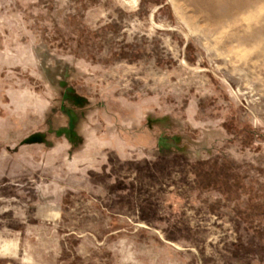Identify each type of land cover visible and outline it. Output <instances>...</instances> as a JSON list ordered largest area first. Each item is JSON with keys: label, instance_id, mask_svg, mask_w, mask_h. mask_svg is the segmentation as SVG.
Wrapping results in <instances>:
<instances>
[{"label": "rangeland", "instance_id": "rangeland-1", "mask_svg": "<svg viewBox=\"0 0 264 264\" xmlns=\"http://www.w3.org/2000/svg\"><path fill=\"white\" fill-rule=\"evenodd\" d=\"M0 264H264V0H0Z\"/></svg>", "mask_w": 264, "mask_h": 264}]
</instances>
